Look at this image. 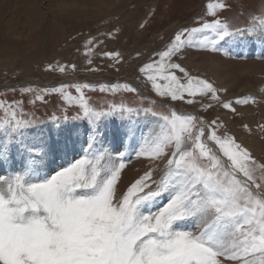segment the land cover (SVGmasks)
<instances>
[{"label":"snow or ice","instance_id":"6c2138e0","mask_svg":"<svg viewBox=\"0 0 264 264\" xmlns=\"http://www.w3.org/2000/svg\"><path fill=\"white\" fill-rule=\"evenodd\" d=\"M208 7L215 16V9L226 5ZM229 27L214 19L199 28H185L157 54L159 61L145 64L140 71H154L166 81L158 85L156 75H147L159 96L193 106L199 103L202 112L219 105L235 114L234 105L253 98L222 99L221 89L212 82L189 76L174 62L187 48L220 52V42L230 37L258 34L264 43V20L234 31ZM87 44L94 45V39ZM168 69L183 73L187 82L172 72L165 74ZM66 87L51 91L77 106L76 118L92 126L86 129L88 147L83 149L85 155L67 166L61 164L59 170L51 167L55 159L50 161L52 174L43 177L37 176L41 162L54 150L46 147L40 153L38 148L44 145L23 141L17 145L16 137L34 121L26 118L21 102L7 107L0 103L4 113L0 132L9 138L0 145V160L8 161L21 146L28 153L21 171L0 175V264H253L249 257L255 254L264 264V164H257L234 137L221 135L218 118L209 121L195 114H164L123 104L96 110L81 87L76 97ZM35 99L44 97L38 94ZM133 116H143L146 123L141 125ZM108 117L126 121L120 136L128 138L129 146L142 145L138 156L153 162L166 160L167 179H153L149 169L120 191L117 182L129 162L126 154L114 150L113 157L106 148L95 149L100 121ZM157 200L167 202L156 204Z\"/></svg>","mask_w":264,"mask_h":264},{"label":"rangeland","instance_id":"374dc122","mask_svg":"<svg viewBox=\"0 0 264 264\" xmlns=\"http://www.w3.org/2000/svg\"><path fill=\"white\" fill-rule=\"evenodd\" d=\"M210 4L226 7L216 8L213 16ZM214 19L227 23L230 31L258 24L264 20V0H0V103L7 107L13 101L21 102L26 118L34 121L15 143L44 145L38 148L40 153L51 147L53 154L43 160L49 175L48 165L53 159L52 169L59 170L61 164L67 166L85 155L83 149L88 147L92 126L86 119L76 118L80 113L77 106L51 91L63 85L76 97L79 86L96 110L123 104L155 108L164 114H195L209 121L218 118L223 125L219 133L234 137L257 164H264V43L258 34L227 38L220 42V52L187 48L174 61L189 76L206 79L221 89L222 99L253 98L247 104L234 105L235 114L219 105L202 112L199 103L193 106L159 96L147 75H156L158 85L166 81L154 71H140L145 64L159 61L157 54L178 32L199 28ZM90 39L94 45L87 44ZM106 52L119 55L109 58L103 55ZM168 72L187 82L183 73L168 69L165 74ZM38 94L44 99L36 100ZM132 119L146 123L143 116ZM125 123L117 117L104 118L95 144V149L106 148L113 157L117 155L114 150L126 154L129 162L117 182L120 191H126L149 169L153 179H167L166 160L153 162L138 156L136 151L142 145L129 146L128 138L120 136ZM8 139L0 132V145ZM65 152L68 155L62 160ZM27 156L22 146L20 151L13 150L8 161L0 160V175L21 171ZM166 202L157 200L156 204ZM249 259L260 264L261 256L255 254Z\"/></svg>","mask_w":264,"mask_h":264},{"label":"bare ground","instance_id":"6f19581e","mask_svg":"<svg viewBox=\"0 0 264 264\" xmlns=\"http://www.w3.org/2000/svg\"><path fill=\"white\" fill-rule=\"evenodd\" d=\"M134 85L136 86L137 84H136V82L134 81ZM214 147V146H213ZM45 151V149H43V151L41 152V153H43ZM46 158V157H45ZM44 158V159H45ZM49 158V157H48ZM43 159V160H44ZM66 158L65 157H62V160H65ZM43 160H42V162H41V166H40V169L38 170V172H37V176L38 177H43L45 174H46V171H45V168H44V162H43ZM23 168V167H22ZM35 178V177H34Z\"/></svg>","mask_w":264,"mask_h":264}]
</instances>
